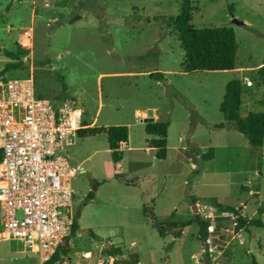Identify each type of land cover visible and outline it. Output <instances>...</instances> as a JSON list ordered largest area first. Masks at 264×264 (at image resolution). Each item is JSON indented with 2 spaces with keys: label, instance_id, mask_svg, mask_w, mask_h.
I'll return each mask as SVG.
<instances>
[{
  "label": "rangeland",
  "instance_id": "374dc122",
  "mask_svg": "<svg viewBox=\"0 0 264 264\" xmlns=\"http://www.w3.org/2000/svg\"><path fill=\"white\" fill-rule=\"evenodd\" d=\"M180 4L0 0V78L32 75L36 92L49 98L65 86L81 101L87 124L95 117L92 126H129L119 164L112 160L105 133L75 137L68 147L77 169L71 180L73 219L95 234L80 229L71 236L68 254L74 260L76 251L96 254L106 239L140 264H204L196 222L178 238L161 237L145 208L160 222H180L193 218L189 207L198 199L212 208L214 202L233 206L245 218L264 223V144L251 147L231 122L214 127L223 121L219 106L234 78L244 85L240 115L264 113L262 86L253 77L264 61V0H192L194 26H231L238 48L234 69L187 73L180 66L184 52L174 28ZM31 26L29 49L16 38ZM13 48L23 63L1 73L11 61L3 50ZM151 72L163 78H152ZM153 109L155 121L169 122L165 159H157L147 142L142 113ZM210 149L213 156L205 160ZM208 212L213 215L211 264H264V227L238 228L230 215ZM38 261L21 242L0 240V264Z\"/></svg>",
  "mask_w": 264,
  "mask_h": 264
},
{
  "label": "built area",
  "instance_id": "2783aa9c",
  "mask_svg": "<svg viewBox=\"0 0 264 264\" xmlns=\"http://www.w3.org/2000/svg\"><path fill=\"white\" fill-rule=\"evenodd\" d=\"M22 36L20 44L31 46L32 27ZM80 104L68 93L58 98L37 95L32 75L0 78V240L21 242L41 264L70 240L75 194L71 180L77 169L68 147L78 137L77 131L86 127ZM194 205L203 217L212 218L205 212L213 209L230 215L237 224L232 212H220L200 201ZM82 255L91 256L90 252ZM64 258L55 263L68 264ZM126 259L106 253L98 264H125Z\"/></svg>",
  "mask_w": 264,
  "mask_h": 264
},
{
  "label": "trees",
  "instance_id": "16d2710c",
  "mask_svg": "<svg viewBox=\"0 0 264 264\" xmlns=\"http://www.w3.org/2000/svg\"><path fill=\"white\" fill-rule=\"evenodd\" d=\"M192 0H181L179 14L174 21V28L177 31V38L184 52L183 60L180 63L182 70L187 72L193 71H224L231 70L236 67V52L237 42L235 31L231 26H211V27H195L192 22V11L196 10L191 6ZM4 54L11 60L4 66V71L12 68H17L23 62L20 60L19 54L16 50H3ZM149 76L161 80L163 74L160 72H151ZM259 85L262 86V100L264 102V61L255 69V76H253ZM65 90L66 87L63 86ZM244 92V85L240 78L230 80L223 94L219 110L222 113L223 121L214 124L217 129L225 127L227 122L234 124L236 129L243 134L248 144L253 148H259L264 144V113L260 111H247L244 115H240V107L242 104V94ZM86 127L77 131L78 137L83 138L87 136H95L100 133H105L107 143L111 151L112 160L118 163L122 159V154L119 150L122 143L128 141V127L126 125H112V126H90L85 121ZM169 128L168 121H153L152 123H145V132L149 136L147 139L148 145L156 150L155 155L157 159H165L167 154V131ZM213 151L210 149L203 154L205 160L211 159ZM1 157V153H0ZM96 188V184L93 186ZM193 199L192 203L195 204ZM212 206L220 212H232L237 215L236 223L238 228L249 229L252 226L264 227L261 219L245 218L237 208L225 205L220 202L212 203ZM145 215L151 218L153 226L156 228L159 236L164 237L167 234L174 235L178 238L186 226L197 223L196 237L202 246L201 261L204 264H211L209 253L208 238L213 229L210 218L194 214L193 218L185 221H166L160 222L150 213L144 209ZM80 227L74 221L70 236L71 238ZM91 236H95L94 232L87 229H81ZM70 247L67 241L59 245L54 251L51 258L43 264H55L62 256H67ZM106 253L122 254L119 247H113L110 244V250L103 249ZM125 264H137L138 258L134 260L126 259ZM255 264V263H254Z\"/></svg>",
  "mask_w": 264,
  "mask_h": 264
},
{
  "label": "crops",
  "instance_id": "0c3cea01",
  "mask_svg": "<svg viewBox=\"0 0 264 264\" xmlns=\"http://www.w3.org/2000/svg\"><path fill=\"white\" fill-rule=\"evenodd\" d=\"M47 3V2H46ZM46 3L44 4V5H46ZM48 4V3H47ZM47 6V5H46ZM32 27V26H31ZM33 29V28H32ZM16 39H18V42L20 43L21 41H23L24 40V37L22 36V34H19L18 36H17V38ZM32 44H33V40H32ZM23 47V46H22ZM26 47V46H25ZM31 47H32V45L31 46H27V48H29V49H31ZM26 48V49H27ZM30 52H31V50H30ZM261 63H259L258 65H260ZM258 65H256V67L258 66ZM254 68H255V66H254ZM64 93H68V94H71V95H73L74 96V94L73 93H69V92H67V89H63V87H62V89L58 92V93H56V94H54L53 96L54 97H51V98H58L59 96H61L62 94H64ZM36 94L37 95H39V96H42V95H40V94H38L37 92H36ZM76 97V96H75ZM80 101V100H79ZM81 102V101H80ZM83 108V107H82ZM83 111H84V109H83ZM138 112H139V110H137ZM96 115V114H95ZM152 115H153V117H154V121L157 119V114H156V111L153 109L152 110ZM83 116H84V113H83ZM142 116L144 117V116H147V112H143L142 113ZM141 121H142V119H141ZM158 121V120H157ZM94 122H95V117H94V119L92 120V122L89 124L90 126H92L93 124H94ZM129 127V126H128ZM128 137H129V135H128ZM150 147V146H149ZM117 164H119V163H117ZM192 168H195V165L194 164H192ZM254 192H255V190L253 191V190H249V193H251L252 195H254ZM198 200V199H197ZM197 200H196V202H197ZM193 205V203H191V206ZM189 207V208H192V207ZM191 211H192V209H191ZM243 215V214H242ZM244 217H245V215H243ZM197 230H198V227H197ZM71 241H72V239L70 238V240H69V246H72L71 245ZM111 242L112 241H106V239L105 240H102L101 242H99V245H100V250L95 254V253H92L90 250H86V251H84V252H90V254H91V256H90V258H84L83 257V253L84 252H82V253H80V252H78V251H76V255H77V259L76 260H74V259H72V257L69 255L70 254V251H69V254L67 255V256H65V258H66V261H67V263L68 264H98L99 263V261L103 258V255L104 254H106V252H104V248H105V244L106 243H109V244H111ZM25 247V246H24ZM213 249V248H212ZM32 252V251H31ZM118 255H125L126 257H127V259H128V256H127V254L124 252V251H122V254H118ZM138 258V257H137ZM38 260H39V258H38ZM38 263L39 264H41L40 263V260L38 261ZM137 264H140V261H139V258H138V263Z\"/></svg>",
  "mask_w": 264,
  "mask_h": 264
},
{
  "label": "water",
  "instance_id": "95a60500",
  "mask_svg": "<svg viewBox=\"0 0 264 264\" xmlns=\"http://www.w3.org/2000/svg\"><path fill=\"white\" fill-rule=\"evenodd\" d=\"M232 22L235 23V24H243L242 21H239V20H237V19H232ZM153 121H154V117H153V115H152V110H149V111L147 112V116H146V118L143 119V122H144V123H152ZM83 173H85V175H86L88 178H90L91 182H93V178H92V175H91V174H89V173H87V172H83ZM191 207H192V208H191V209H192V212H194V214L200 215V213L198 212V210H197V208H196V206H195L194 204H193ZM105 248H107V249L110 250V244H109V243H106V244H105Z\"/></svg>",
  "mask_w": 264,
  "mask_h": 264
}]
</instances>
